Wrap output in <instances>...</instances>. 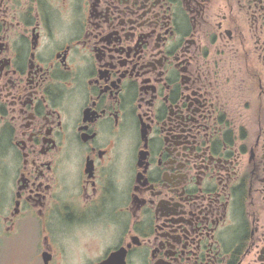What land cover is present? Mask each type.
<instances>
[{
	"label": "flooded vegetation",
	"instance_id": "1",
	"mask_svg": "<svg viewBox=\"0 0 264 264\" xmlns=\"http://www.w3.org/2000/svg\"><path fill=\"white\" fill-rule=\"evenodd\" d=\"M0 264H264V0H0Z\"/></svg>",
	"mask_w": 264,
	"mask_h": 264
}]
</instances>
